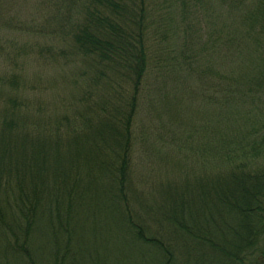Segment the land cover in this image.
<instances>
[{"label":"trees","instance_id":"16d2710c","mask_svg":"<svg viewBox=\"0 0 264 264\" xmlns=\"http://www.w3.org/2000/svg\"><path fill=\"white\" fill-rule=\"evenodd\" d=\"M150 1L51 3L37 33L70 37L74 58L92 67L74 112L51 116L19 95L17 76L0 77V264L94 263L89 236L101 226L157 264H264V169H248L264 159V137L222 148L229 181L202 171L178 195L168 186L148 199L132 183ZM172 1L185 11L191 2ZM257 5L264 22V0Z\"/></svg>","mask_w":264,"mask_h":264},{"label":"rangeland","instance_id":"374dc122","mask_svg":"<svg viewBox=\"0 0 264 264\" xmlns=\"http://www.w3.org/2000/svg\"><path fill=\"white\" fill-rule=\"evenodd\" d=\"M53 1L0 0V77L17 76L21 97L60 116L80 108L92 67L74 58L70 37L37 33L56 12ZM257 1L191 0L186 11L172 0L150 1V62L131 166L132 183L145 198L167 195L168 186L171 197L178 195L181 181L202 171L229 181L234 165L222 148L264 137V22ZM248 163L250 172L264 169V159ZM89 239L100 260L88 264H157L118 228L101 226Z\"/></svg>","mask_w":264,"mask_h":264}]
</instances>
